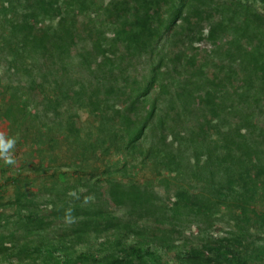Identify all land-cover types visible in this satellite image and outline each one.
<instances>
[{
    "label": "trees",
    "instance_id": "trees-1",
    "mask_svg": "<svg viewBox=\"0 0 264 264\" xmlns=\"http://www.w3.org/2000/svg\"><path fill=\"white\" fill-rule=\"evenodd\" d=\"M258 2L264 5L0 0L10 30L0 34V47L13 62L19 54L27 59L43 84L26 89L22 126L30 110L34 121H52L65 135L76 173L88 170V178L59 187L50 175L49 200L42 203L27 189L18 192L17 220L0 214L1 264H264V13ZM156 61L149 79L133 76L139 63ZM76 68L94 85L79 83L73 91ZM75 105L100 121L97 137L81 136ZM18 109L10 114L16 122ZM148 137L154 143L147 149ZM111 153L123 161L116 175H128L129 159H137L176 177L162 180L164 196L152 186L129 185L109 167L100 173ZM226 218L227 238L214 235ZM193 225L197 235L188 234Z\"/></svg>",
    "mask_w": 264,
    "mask_h": 264
},
{
    "label": "rangeland",
    "instance_id": "rangeland-1",
    "mask_svg": "<svg viewBox=\"0 0 264 264\" xmlns=\"http://www.w3.org/2000/svg\"><path fill=\"white\" fill-rule=\"evenodd\" d=\"M256 8L264 13V5L258 2ZM1 10V9H0ZM22 12V11H21ZM21 16V15H20ZM10 34L8 24L5 22L3 14L0 12V34ZM10 43V42H8ZM2 44V43H0ZM208 47L205 43L201 45V49ZM6 49L0 47V137L5 141L12 139L15 141L13 149L10 150V157L14 161L13 164L5 162L3 157H0V214L4 213L6 217H10V223H14L17 220V214L21 210L20 205L16 204V196L18 192L28 190L34 193L38 203H42L49 200L47 197V190L52 187L49 176L52 174L57 175V180L54 182L55 186L59 187L65 183H74L77 177H81L86 171L76 173L75 162L72 159V151L69 150V145L64 138V133H60L58 128L53 126L52 121L41 118L36 120L37 113L35 110H30L28 120L24 126H22V113L19 114L22 109V101L26 99V89L33 87L42 88V80L39 78L37 72H33L30 68L29 61L19 54L16 62H13V57L6 53ZM156 63H139L132 73L138 80L149 79L150 70ZM76 69H73L74 76L79 81L74 82L72 90L79 91V83H93L94 78L88 73L81 72L76 74ZM94 85V83H93ZM39 88V89H40ZM37 89V92L41 90ZM43 89V88H42ZM91 91L89 87V92ZM44 92V91H43ZM158 89L151 94V100L158 94ZM162 104V103H160ZM164 104V103H163ZM163 104L161 105L162 107ZM68 106V105H67ZM18 116L17 122L13 117L10 118L11 110L17 109ZM40 111L43 109L40 106ZM78 105H75L74 109L77 112L80 122L79 128L83 138L87 135H91L93 138L98 136V128L100 127V121L94 117L90 109L82 108L78 109ZM74 111V112H75ZM121 109H115V119L119 121V114ZM40 133V134H39ZM54 139L56 145L50 144L48 140ZM171 138L168 139V142ZM154 140L148 137L144 141V146L148 149L152 146ZM130 167L128 175H116V170L121 167L122 157L111 153L106 161V164H99L98 168L100 173L104 174L107 167L110 168V174L115 175L116 179L121 180L129 185L138 184L142 186H152L164 196L166 193L163 181L164 179H173L176 177L175 171H163L162 175H158L162 169H155L152 164L142 166L137 159H129ZM95 166V165H93ZM91 165V167H93ZM96 167V166H95ZM36 170V171H35ZM88 178L87 176H83ZM103 180L105 177L102 178ZM189 176L185 177L186 186L193 189L194 183L188 182ZM187 180V181H186ZM54 187V186H53ZM122 214V212L120 213ZM226 220H222L217 223L214 228V235L227 238L225 233L229 231ZM4 229H0V233H4ZM198 228L193 225L191 231L188 234L197 235ZM62 235H66V231L61 232ZM80 250L77 254H80ZM90 256L95 257L97 255L96 248L85 249ZM2 262L0 261V264Z\"/></svg>",
    "mask_w": 264,
    "mask_h": 264
},
{
    "label": "clouds",
    "instance_id": "clouds-1",
    "mask_svg": "<svg viewBox=\"0 0 264 264\" xmlns=\"http://www.w3.org/2000/svg\"><path fill=\"white\" fill-rule=\"evenodd\" d=\"M15 145V141L9 139L5 141L2 137H0V157H3L6 163L13 164L14 161L11 159L9 153L10 150L13 149Z\"/></svg>",
    "mask_w": 264,
    "mask_h": 264
}]
</instances>
